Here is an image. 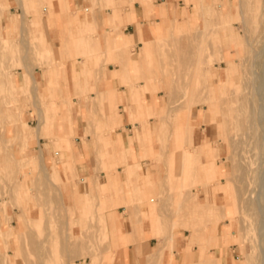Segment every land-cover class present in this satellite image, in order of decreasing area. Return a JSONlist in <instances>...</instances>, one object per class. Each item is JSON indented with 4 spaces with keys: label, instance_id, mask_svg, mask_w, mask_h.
<instances>
[{
    "label": "rangeland",
    "instance_id": "374dc122",
    "mask_svg": "<svg viewBox=\"0 0 264 264\" xmlns=\"http://www.w3.org/2000/svg\"><path fill=\"white\" fill-rule=\"evenodd\" d=\"M12 1L15 14L11 15V22L8 18L0 25V264H112L118 249L112 243V237L118 231L110 213L122 204L132 206L143 201H149L155 207L162 221V230L175 231L170 236L172 243L177 232H182L181 240L185 244L191 231L192 237H201L209 224L222 221L220 230L229 224L231 235H235L232 236L234 242H247L249 254L244 257V264H264V205L257 204L259 200L264 203V109H261L264 99V0H228L226 5L215 1L205 6L203 17L200 9L194 14L191 26L179 25L175 33L150 40L153 47H147L148 57L142 65L148 70V80L156 84L161 106L167 105L165 116L170 123L165 127L163 116L159 117L164 132L160 139L154 140L152 153L142 156L143 147L137 140V155L143 168L150 170L153 183L141 179L137 181V189L125 185V191L115 192L111 199L103 201L83 220L78 219L80 213L74 210L73 183L77 177L70 174L71 180H63L51 170L42 171L43 165L38 157L23 159L22 164L20 160L24 155L38 156L39 148L34 143L20 154V143L22 147L27 144L18 134L33 132L39 124L32 99L33 77L44 86L45 72L50 67L54 68V77L65 67L69 68L70 74L72 63L81 71L82 61L92 53L90 44L95 46L96 39L103 37L85 38L76 33L69 34L71 38L68 39L67 34V45L53 48L48 36L47 43L33 38L29 16L32 6L45 7L44 12H47L49 7L58 9L56 4H48L47 0ZM241 2L250 4L247 7L250 31L243 29ZM96 8L100 21L110 11L101 0H97ZM127 8L124 5L122 11ZM9 9L8 0H0V18ZM191 11L195 12V9ZM205 12L208 18L204 24ZM85 14L82 11L74 15L84 17ZM21 16L25 17V27L15 30L13 25L17 17L21 25ZM103 30L98 25L93 33L99 34ZM216 32L234 36L236 51L227 58L226 64L221 59ZM200 45L205 50L200 51ZM133 57H138L137 51ZM128 58L131 68L127 81L134 79L141 85V74L136 72L132 63L138 59L132 60L130 55ZM97 61L103 72L108 69L106 77L112 79L109 69H115L116 65L103 57ZM204 70L207 78L202 74ZM69 77L71 81L77 80ZM113 79L114 87L124 89L127 103H131L128 82L122 83L123 87L118 79ZM70 92L73 97L81 96L95 103L91 115L81 111L80 98L71 101V106H65L63 115H73L76 126L78 121L85 123V128L73 135L74 141L79 145L86 141L87 156L101 183L107 180V170L112 169L119 174L124 185L127 170L123 164L112 162L105 155L96 158L95 135H107V131L113 130L111 137L117 139L116 131L121 126L113 124L104 114L105 104L111 110L115 109L114 104L106 99L101 106L100 101L93 98L96 94L91 95L90 91L71 89ZM148 98L151 100L150 96ZM58 99L56 96L55 100ZM125 105L118 106L121 114L127 112ZM41 108L50 110L44 105ZM53 110L57 112L56 107ZM139 125L132 124L130 134ZM151 125L155 128L157 122L151 120ZM10 127L13 133L8 131ZM207 138L214 141L215 148L203 162L205 155L197 145L203 144ZM39 141L45 154L56 159L52 141L46 136ZM184 151L195 154L198 162L187 163L183 171ZM69 156L65 149L64 158ZM164 177L167 184L173 182L175 189L169 190L162 183ZM86 192H83L82 201H85ZM19 224L22 226L17 228ZM174 250L178 253L179 246ZM227 250L230 258L243 261L242 245L232 244ZM193 252L197 260L200 253L198 243L194 244ZM211 252L219 256L214 248ZM182 256L184 258V252ZM195 264H208V261Z\"/></svg>",
    "mask_w": 264,
    "mask_h": 264
},
{
    "label": "crops",
    "instance_id": "0c3cea01",
    "mask_svg": "<svg viewBox=\"0 0 264 264\" xmlns=\"http://www.w3.org/2000/svg\"><path fill=\"white\" fill-rule=\"evenodd\" d=\"M101 1L110 10L104 17H101V21L96 8L97 0H47L46 3H55L58 7L55 10L49 7L47 12H44L45 7H31V15L29 16L31 33L33 38L39 42L47 43L46 36H48L52 47L60 48L62 44L67 45L65 38L67 34L75 35L76 33L83 34L82 37L85 38L102 36L103 39L97 38L95 46L90 44V51L92 53H88L87 48L84 47L83 50L88 54L82 61L81 71L76 69L74 63H72L70 65V74L69 68L65 67L64 71L59 69L57 77H54V68L50 67L45 72L44 86L41 85L39 79L37 80L33 77L32 99L33 105L38 111L39 124L33 128V132L18 134V137L27 144L22 147L20 143V154L23 153L25 148L34 143H37L39 148L38 156L33 154L26 157L24 155L20 160L22 164L23 159L30 160L38 157L40 165L45 166V171L51 170L55 176L59 175L63 180H71L70 174L77 177V181L73 183L75 188L73 194L76 198L74 210L80 213V218L78 219L82 220L89 217V214H92L103 201L108 198L111 199L115 192L119 190L125 191V185L137 189V184L141 179L153 183L150 170L143 168L137 155L139 148L137 140H140L143 147L142 156L152 153L154 140L160 139L164 132L162 126L159 124V117L163 116L162 119L165 127L170 123L169 118L165 116L167 105L165 103L164 107L161 106L158 99L159 93L156 91V84L148 80V70L142 65L148 57L147 47L151 49L153 47L150 40H155L158 37L172 34L173 32L175 33L179 25L184 27L191 26L195 20L194 14L199 9L203 13L205 6L211 5L215 1L219 5H226L228 0ZM8 4L10 9L9 11L6 10L1 16L0 25L8 18L11 22V15L15 14V3L12 0H8ZM124 5L128 6V8L122 11ZM191 9H195V12H192ZM82 11L86 13L84 17L74 15L75 12ZM46 13L47 15H45ZM206 18L208 17L205 12ZM24 19L21 16L22 23L19 26V17H17L13 25L15 30L18 27L19 29L25 27L23 23ZM227 23H229V20ZM98 25L102 26L104 30L102 33L94 34L93 30ZM70 38L71 36L69 35L68 39ZM134 51H137V58L133 57ZM129 55L132 60L138 59L137 62L133 61L132 63L136 68V72H140L141 74L140 78L143 80L140 81L141 85L135 82L134 79L129 80L130 82L127 81L129 68H131L129 66ZM102 57L105 61H112L116 65L115 69H109L112 79L106 77L108 69L106 68L105 72H103L102 66L98 65L97 60ZM69 75L77 78V80L71 81ZM113 78L118 79L123 87L125 86L122 83L128 82L127 88L129 89L131 103H127L128 96H126L124 89L120 90L114 87ZM71 89L90 91L91 95L96 94V97L93 96V98H96L97 101L99 100L101 106H103L102 101L106 99H110L114 104L115 109L113 110L109 108L108 104H105L104 114L106 119H110L113 124L121 127L116 131L117 139L111 137L113 130L107 131V135L94 136L96 158L98 160L105 155L112 162L123 164L127 170V178L124 185L119 174L115 173L112 169L107 170V180L101 183L92 162H90V157L87 156L86 141L84 140L80 145L74 141L73 135L77 130L82 131L85 128V123L78 121V126H76V118L73 115H63L65 106L67 104L71 106V101L80 98L81 111L88 112L91 115V108L95 103L93 100L89 101V99L81 96L73 97V94L70 92ZM56 96L59 97L57 101L55 100ZM148 96H150L151 100H149ZM121 103L126 104L125 109L127 112L123 114L120 113L118 108ZM41 105L47 106L50 110H43ZM55 107L57 108V112L53 110ZM108 109L110 110L107 111ZM22 115L21 113V119H23ZM151 120L157 122L155 128L151 125ZM132 124L140 125L136 126L133 134H130ZM188 127L185 132L187 140L189 134ZM8 131L13 133L14 130L12 131V127H10ZM91 131L94 132L92 129ZM43 136L52 141L57 152L56 159L45 154V150L39 141ZM195 136L196 129L194 143ZM13 137L15 138L16 136L13 135ZM213 142L207 138L203 144L197 145L201 147L205 155L203 156V162H206V155L213 153L215 148ZM179 144L181 143L179 142ZM65 149L70 154L68 159L64 158ZM190 162L197 163L198 159L195 157V154L191 155L189 152L184 151L182 154L183 171L187 163ZM212 163L214 164L213 161ZM47 177L50 179L49 176ZM79 182H81L80 187ZM17 183L18 185L23 184V182ZM162 183H165L169 190L175 189L173 182L167 184L165 177ZM83 192H86L85 201H82ZM206 196L207 194L205 193L204 200H206ZM153 207L149 201H143L141 204L132 206L122 204L115 212L110 213L118 231V234L112 237V243L118 246L112 264H175L181 261V264H195L197 261H208V264H244V257L249 254L246 251L247 242H234L232 236L235 237V235H231L229 224H226L222 230L219 228L222 221H218L214 225L209 224L205 229L206 233L201 237H192V231L190 230L191 237L185 244L181 240L183 236L180 235L182 234L180 231L175 233L176 238L172 243L170 236L174 230H162V221L155 207ZM227 209L229 210V206ZM21 226V224L18 227L14 225L17 228ZM197 243L200 253L198 259L195 260L193 246ZM232 244L242 245L243 261L239 262L234 257L230 258L227 247ZM177 245L179 246L178 253L174 250ZM213 248L215 252L219 253V256L211 252ZM183 252L184 258L182 256ZM89 264H94V262Z\"/></svg>",
    "mask_w": 264,
    "mask_h": 264
},
{
    "label": "bare ground",
    "instance_id": "6f19581e",
    "mask_svg": "<svg viewBox=\"0 0 264 264\" xmlns=\"http://www.w3.org/2000/svg\"><path fill=\"white\" fill-rule=\"evenodd\" d=\"M250 4L249 3H242L241 2V6H242V16H243V19H242V21H243V25H244V28L243 29H245V30H247L248 28H249V17L247 16L248 14H247V7L249 6ZM264 14V13H263ZM203 15H204V13H202V17H203ZM205 18H204V24H205ZM249 30V29H248ZM250 31V30H249ZM212 33H214V32H212ZM216 34H217V32H216ZM245 34V33H244ZM247 35H249V33L247 34ZM217 36H218V44H219V46L221 47V59H222V62H225V64L226 63H228V59L227 58H229L230 57V55H231V53H232V55H234V52L236 51V48L234 47V36H230V35H228V34H225L224 36H223V34H217ZM225 37H227V40H225ZM249 37V36H248ZM225 41H227L226 42V44L224 45V42ZM249 45H251L252 46V44L251 43H249ZM200 51L201 50H205L204 49V47H203V45H200ZM261 51H263V50H261ZM259 53V52H258ZM228 54H229V56H228ZM212 55V54H211ZM258 55V54H257ZM260 55V54H259ZM213 56V55H212ZM213 59V58H212ZM254 61H255V59H254ZM253 61V62H254ZM199 63H201V62H199ZM202 74H203V76L204 77H206V72H205V70H204V72H202ZM207 78V77H206ZM263 79V78H262ZM257 81V80H256ZM260 82H262V81H260ZM264 82V81H263ZM260 84V83H259ZM262 84V83H261ZM264 85V84H263ZM260 87H262V85L260 86ZM258 88H259V86H258ZM262 90V89H261ZM259 91V90H258ZM260 93H261V91H259ZM257 94H258V92H257ZM259 95H261V94H259ZM262 99V98H261ZM263 101H262V110L264 109V99H262ZM261 115H262V112H261ZM264 146V145H263ZM264 152V151H263ZM262 155V154H261ZM43 171H45V166L43 165ZM264 200V199H263ZM258 202V201H257ZM263 202V201H262ZM261 202V200H259V203H257L260 207H262L261 205L263 204L264 205V203H262ZM258 206V207H259ZM264 213V212H263ZM264 215V214H263ZM261 224V223H260ZM259 224V225H260ZM261 227H263V226H261ZM115 228H116V226H115ZM260 230V229H259ZM172 235H173V233H172ZM173 237V236H172ZM259 244H260V242H259ZM262 248V247H261ZM203 262H205V261H203Z\"/></svg>",
    "mask_w": 264,
    "mask_h": 264
}]
</instances>
